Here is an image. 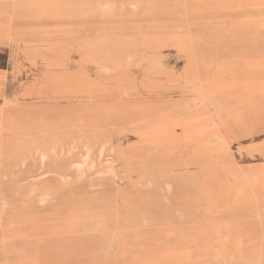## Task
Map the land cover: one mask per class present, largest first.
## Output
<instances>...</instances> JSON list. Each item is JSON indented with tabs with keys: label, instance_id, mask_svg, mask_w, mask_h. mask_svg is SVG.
Instances as JSON below:
<instances>
[{
	"label": "rangeland",
	"instance_id": "obj_1",
	"mask_svg": "<svg viewBox=\"0 0 264 264\" xmlns=\"http://www.w3.org/2000/svg\"><path fill=\"white\" fill-rule=\"evenodd\" d=\"M0 207V264H264V0H0Z\"/></svg>",
	"mask_w": 264,
	"mask_h": 264
},
{
	"label": "bare ground",
	"instance_id": "obj_2",
	"mask_svg": "<svg viewBox=\"0 0 264 264\" xmlns=\"http://www.w3.org/2000/svg\"><path fill=\"white\" fill-rule=\"evenodd\" d=\"M85 145V144H84ZM75 165V164H74ZM87 166V165H86ZM91 167H93L92 165H91ZM85 168V167H84ZM111 169V168H110ZM81 170V169H80ZM82 172V171H81ZM37 177L38 176H41V175H36ZM35 176V179H38L37 177ZM44 197V196H43ZM1 208V207H0ZM2 221H4L3 220V217H2V215H1V212H0V222L2 223Z\"/></svg>",
	"mask_w": 264,
	"mask_h": 264
}]
</instances>
